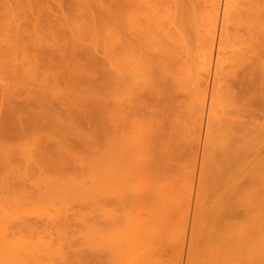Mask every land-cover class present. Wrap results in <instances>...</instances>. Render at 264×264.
Here are the masks:
<instances>
[{
  "label": "rangeland",
  "instance_id": "1",
  "mask_svg": "<svg viewBox=\"0 0 264 264\" xmlns=\"http://www.w3.org/2000/svg\"><path fill=\"white\" fill-rule=\"evenodd\" d=\"M217 1L0 0V264H264V0Z\"/></svg>",
  "mask_w": 264,
  "mask_h": 264
},
{
  "label": "bare ground",
  "instance_id": "2",
  "mask_svg": "<svg viewBox=\"0 0 264 264\" xmlns=\"http://www.w3.org/2000/svg\"><path fill=\"white\" fill-rule=\"evenodd\" d=\"M217 2H219V0H218ZM220 2H221V1H220ZM220 2H219V6L217 5L218 8H220ZM216 4H217V3H216ZM221 4H222V3H221ZM222 6H223V5H222ZM223 7H224V6H223ZM218 8H216V9H218ZM219 10H220V9H219ZM219 10H218V11H219ZM220 11H221V10H220ZM186 18H187V17H186ZM188 18H189V17H188ZM188 18H187V19H188ZM189 21H190V20H189ZM214 21H217V19L214 20ZM182 22H183V20H182ZM187 22H188V21H187ZM187 22H186V23H187ZM190 23H191V22H190ZM165 25H167V24H165ZM165 25H164V26H165ZM191 25H192V24H191ZM194 25H195V24H194ZM169 26H171V25H169ZM165 27H167V26H165ZM178 27H180V25H179ZM181 27H182V26H181ZM190 27H191V26H190ZM190 27H187V28H190ZM195 27H197V25H196ZM195 27H194V28H195ZM218 27H219V26H218ZM170 28H172V27H170ZM170 28H169V31H170L169 35L172 36V34L175 33L176 30H175V28H174V32H171ZM184 28H185V27H184ZM187 28H185V29H187ZM164 29H165V28H164ZM179 29H180V28H179ZM185 29H184V31H185ZM213 29H214V31H216V30H215L216 28L213 27ZM182 30H183V29H181V31H182ZM190 30H193V29H190ZM164 31H165V30H164ZM187 31H188V30H187ZM194 31H195V30H194ZM194 31H193V33H194ZM182 32H183V31H182ZM182 32H181V33H182ZM203 32H204V31H203ZM203 32H201V33H202L201 36H203V34H204V36L206 35V33H205V32L203 33ZM189 33H190V32H189ZM191 33H192V32H191ZM196 33H197V31H196ZM211 33L213 34V32H211ZM173 35H174V34H173ZM183 35H184V33H183ZM188 35H189V34H188ZM191 35H193V34H191ZM208 36H210V35H208ZM208 36L206 35L205 37H208ZM212 36H213L212 41H213V43H214V42H215V38H216V34H214V35H212ZM172 37H174V36H172ZM205 37H204V39H205ZM208 38H210V37H208ZM177 39H178V38H177ZM210 39H211V38H210ZM175 40H176V39H175ZM205 40H206V39H205ZM205 40H204V41H205ZM180 41H181V40H180ZM216 41H217V40H216ZM189 43H190V41H189ZM189 43L187 42V45H188ZM215 43H216V42H215ZM177 44H178V43H177ZM213 45H214V44H213ZM189 46H190V45H189ZM174 47L176 48L177 46L175 45ZM208 47H210V46H208ZM211 47H213V46H211ZM179 48H180V47H179ZM177 49H178V47H177ZM210 49H211V48H210ZM212 49H213V48H212ZM182 50H183V49H182ZM185 50H186V49H185ZM177 51H178V50L175 51V55H176V54H177V55L179 54V53H176ZM213 51H216V50H215V47H214V50H208V52H207V53H208V54H207V57H208V60H207V66H209V68H213V67H214V66H213L214 64H213L212 61H215L216 64L218 65L217 62H218L219 59H216V58L219 57L218 55H220V51L217 52V57H216V55H214V52H213ZM178 52H179V51H178ZM181 54H182V53H181ZM177 55H176V56H177ZM182 56H183V55H182ZM179 59H180V58H179ZM184 60H185V59H184ZM181 62H182V60H181ZM184 62H185V61H184ZM211 64H213V65L211 66ZM210 66H211V67H210ZM211 71H212V69H211ZM207 72L209 73V72H210V69L207 68ZM210 73H211V72H210ZM210 73H209L208 75H209V77L211 78L212 75L210 76ZM91 75H92V74H91ZM121 77H122V75H121ZM207 77H208V76H207ZM210 78H208V80H209ZM121 79H122V78H121ZM124 79H125V78H124ZM124 79H123V80H124ZM211 79H212V78H211ZM207 82H208V81H207ZM120 86H121V85H120ZM121 88H122V87H121ZM123 88H124V87H123ZM207 89H208V88H207ZM126 90H127V89H124V92H123V97H124V99H126L125 97H126L127 95L129 96V95L131 94L130 92H129L130 94L127 92V93H126L127 95H126V94H125ZM122 91H123V90H122ZM122 91H121V92H122ZM127 91H129V90H127ZM205 91H206V90H205ZM124 95H126V96H124ZM132 95H133V94H132ZM121 96H122V95H121ZM199 96H200V95H199ZM118 97H119V96H118ZM123 97L121 98L122 101H120V103H118V108H117L118 111H119V114H120V116H121V119H120V120H121L122 123H123V121H126L127 119H128V121H126V122H129V120H130V122H132L131 120L134 119L133 117L135 116V114H134V116L132 117V114H131V113H132L131 110L133 111V110L135 109V108L133 107V105L131 106L133 100H127L128 102L125 100V101L127 102V103H126V102L124 101ZM130 97H131V95H130ZM130 97H129V98H130ZM200 97H201V96H200ZM127 99H128V98H127ZM130 99H131V98H130ZM206 99H207V96L205 95V96H204V104H205V102H206ZM204 104H203V105H204ZM43 105H44V104H43ZM207 106H208V105H207ZM41 107H42V106H41ZM44 107H45V106H44ZM132 107H133L134 109H131ZM200 107H201V106H200ZM46 108H47V107H46ZM34 109H35V108H34ZM36 109H37V108H36ZM44 109H45V108H44ZM44 109H43V110H44ZM12 110H13V109H12ZM205 110H206V109H205V107L203 106L202 111H201L200 120L203 119V115H204V111H205ZM13 111H14V110H13ZM37 111H39V108L37 109ZM41 111H42V110H41ZM44 111H45V110H44ZM129 111H130L131 113H129ZM212 111H213V110H212ZM19 112H20V111H19ZM210 112H211V111H210ZM35 113H36V112H34V114H35ZM54 113H56V112H54ZM126 113H127V114H126ZM133 113H134V112H133ZM206 113H207V112H206ZM19 114H20V113H19ZM41 114H42V113H41ZM41 114H39V115L37 114V115H38V116H41ZM57 114H59V116H61V115H60L61 113L58 112V113H56V115H57ZM130 114H131V116L129 117ZM208 114H209V113H208ZM210 114H211V113H210ZM20 116H21V115H20ZM38 116H37V117H38ZM67 116H68V115H67ZM127 116H128L129 118H128ZM22 117H23V116H22ZM61 117H62V116H61ZM212 117H213V116H212ZM67 118H69V117H67ZM130 118H132V119H130ZM213 118H214V117H213ZM69 119H70V118H69ZM208 119H209V118H208ZM210 119H211V118H210ZM215 120H216V118H215ZM135 121H136V120H135ZM126 122H124V123H126ZM130 122H129V123H130ZM132 123H134V122H132ZM200 123H201V122H200ZM200 125H201V124H200ZM134 126H135V125H134ZM198 127L201 129V126H198ZM125 128H127V127H125ZM132 128H133V126H132ZM200 129H199V131H200ZM131 131H132V132H135V129L133 128V130H131ZM129 140H131V139H129ZM106 193H107V192H106ZM116 227H117V226H116ZM121 228H122V227H120V228L118 227L119 230H120ZM114 230L117 231V228H116V229L114 228ZM119 230H118L117 232H120V233H119V235H120L122 232L119 231ZM119 235H118L119 238L117 237L116 240H119V239H120L121 236H119ZM116 236H117V234H116ZM116 236H115V237H116ZM122 238H124L123 235H122ZM122 238H121V239H122ZM112 239H113V238H111V240H112ZM114 240H115V239H114ZM122 240H123V239H122ZM122 240H121V241H122ZM112 241H113V240H112ZM107 242H108V241H107ZM116 250H117V249H116ZM117 251H119V250H117ZM120 251H122V249H121ZM120 251H119V252H120ZM123 251H124V249H123ZM123 253H124V252H123ZM119 254H121V253H119ZM121 255H122V254H121ZM117 260H118V258L116 259V261H117ZM118 261H121V260H118Z\"/></svg>",
  "mask_w": 264,
  "mask_h": 264
}]
</instances>
